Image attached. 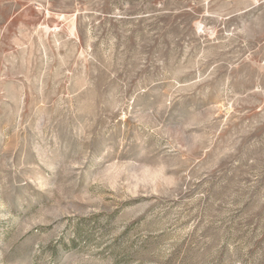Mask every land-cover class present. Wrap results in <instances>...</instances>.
<instances>
[{
    "label": "rangeland",
    "instance_id": "obj_1",
    "mask_svg": "<svg viewBox=\"0 0 264 264\" xmlns=\"http://www.w3.org/2000/svg\"><path fill=\"white\" fill-rule=\"evenodd\" d=\"M0 264H264V0H0Z\"/></svg>",
    "mask_w": 264,
    "mask_h": 264
}]
</instances>
